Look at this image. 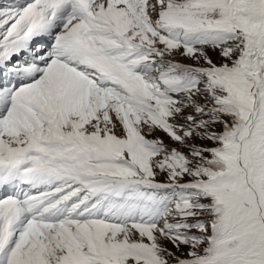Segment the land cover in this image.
<instances>
[{
  "label": "snow or ice",
  "instance_id": "1",
  "mask_svg": "<svg viewBox=\"0 0 264 264\" xmlns=\"http://www.w3.org/2000/svg\"><path fill=\"white\" fill-rule=\"evenodd\" d=\"M0 264H264V0L0 4Z\"/></svg>",
  "mask_w": 264,
  "mask_h": 264
}]
</instances>
